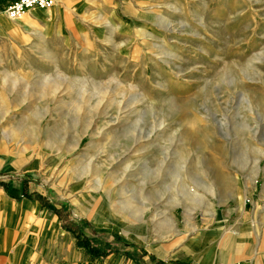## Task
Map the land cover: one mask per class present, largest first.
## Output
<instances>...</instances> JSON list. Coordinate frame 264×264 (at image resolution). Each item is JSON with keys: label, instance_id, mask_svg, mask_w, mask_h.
I'll return each mask as SVG.
<instances>
[{"label": "rangeland", "instance_id": "rangeland-1", "mask_svg": "<svg viewBox=\"0 0 264 264\" xmlns=\"http://www.w3.org/2000/svg\"><path fill=\"white\" fill-rule=\"evenodd\" d=\"M87 26L1 71V182L104 252L80 246L93 264H199L178 245L202 236L262 252L264 0H158ZM99 206L117 219L96 223Z\"/></svg>", "mask_w": 264, "mask_h": 264}, {"label": "crops", "instance_id": "crops-1", "mask_svg": "<svg viewBox=\"0 0 264 264\" xmlns=\"http://www.w3.org/2000/svg\"><path fill=\"white\" fill-rule=\"evenodd\" d=\"M10 1L0 0V76L2 71L4 77L10 71L14 75L17 66L30 68L36 53L71 51L73 32L85 30L93 19L104 16L109 20L117 10L142 14L145 3L158 6V0H54L47 9L29 8L21 17L9 20L3 9ZM7 186L13 192L9 193ZM26 191L24 186L5 184L0 178V264H93L73 237L64 234L55 216L48 215L40 201L30 198ZM34 214L37 226L34 230L25 229L22 221ZM178 247L189 253L181 243ZM109 259L111 264H121L114 256ZM156 259L160 260L158 264H195L189 257L175 255Z\"/></svg>", "mask_w": 264, "mask_h": 264}, {"label": "bare ground", "instance_id": "bare-ground-1", "mask_svg": "<svg viewBox=\"0 0 264 264\" xmlns=\"http://www.w3.org/2000/svg\"><path fill=\"white\" fill-rule=\"evenodd\" d=\"M105 208L104 206H99L97 209H88L87 214L99 225H107L117 218L111 213L113 208ZM190 208L188 207V209ZM188 209H186L187 213L190 212ZM207 216L218 217L217 213L210 207L207 208ZM129 231L131 233H137L139 230L138 228H135V230L129 229ZM238 242L240 241H233V238L228 237V235L224 236L219 241L207 238V236H202L200 240L189 239L184 244V248L191 252L195 259L202 264H264V250L262 252H254V250L248 249L249 251L245 254L247 249ZM167 247L168 246L163 244H156L153 249L160 254L164 252ZM260 247L264 249V245H261Z\"/></svg>", "mask_w": 264, "mask_h": 264}, {"label": "built area", "instance_id": "built-area-1", "mask_svg": "<svg viewBox=\"0 0 264 264\" xmlns=\"http://www.w3.org/2000/svg\"><path fill=\"white\" fill-rule=\"evenodd\" d=\"M54 0H11L3 9L9 20L20 17L29 8L47 9L51 7Z\"/></svg>", "mask_w": 264, "mask_h": 264}, {"label": "trees", "instance_id": "trees-1", "mask_svg": "<svg viewBox=\"0 0 264 264\" xmlns=\"http://www.w3.org/2000/svg\"><path fill=\"white\" fill-rule=\"evenodd\" d=\"M23 186H24V184H23ZM72 232L74 233L76 245L84 247L86 249V251L89 252L90 254L96 253L98 255H102L104 253V252H96L97 248L90 243L88 238L82 236L78 231H75L73 229Z\"/></svg>", "mask_w": 264, "mask_h": 264}]
</instances>
